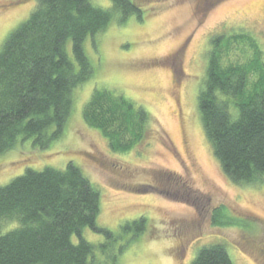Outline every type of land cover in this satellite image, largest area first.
<instances>
[{"label":"rangeland","instance_id":"rangeland-1","mask_svg":"<svg viewBox=\"0 0 264 264\" xmlns=\"http://www.w3.org/2000/svg\"><path fill=\"white\" fill-rule=\"evenodd\" d=\"M135 1L141 19L132 14L119 24L116 15L105 32L87 40L95 76L75 91L62 137L46 148L26 140L0 155V187L28 169L80 168L101 196L98 227L114 236L84 232L97 247L92 264H114L115 257V264H191L214 245L224 246L233 264H264V179L240 186L226 177L198 111L212 39L247 32L264 52V0ZM91 2L111 8L110 0ZM37 6L36 0H0V52ZM250 59L245 43L232 46L223 64ZM98 89L149 114L143 141L126 153L112 150L84 119ZM218 212L224 223L215 220ZM142 220L144 231L134 239L125 227Z\"/></svg>","mask_w":264,"mask_h":264},{"label":"trees","instance_id":"trees-1","mask_svg":"<svg viewBox=\"0 0 264 264\" xmlns=\"http://www.w3.org/2000/svg\"><path fill=\"white\" fill-rule=\"evenodd\" d=\"M110 1L111 8L105 10L91 0H36L30 18L9 36L0 52V155L26 140L46 148L62 137L75 91L95 76L84 47L87 40L105 32L116 15L123 24L130 15L141 19L143 14L135 0ZM211 43L198 95L206 138L230 181L240 186L260 183L264 179V52L247 32L216 37ZM245 43L252 49V59L224 65L223 55ZM83 115L112 150L123 153L143 141L150 120L144 108L107 89L95 90ZM100 212L99 191L74 164L64 171L26 170L0 187V230L9 228L0 236V264L94 263L97 247L84 238V232L89 229L114 239L110 231L98 227ZM217 214L215 220L224 223ZM143 225V220L137 221L125 231L135 239ZM191 264L233 261L224 246L214 245L202 248Z\"/></svg>","mask_w":264,"mask_h":264}]
</instances>
